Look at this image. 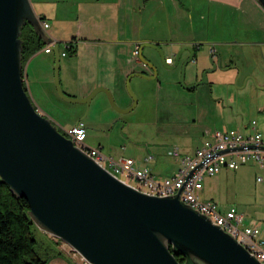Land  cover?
<instances>
[{
  "label": "water",
  "instance_id": "95a60500",
  "mask_svg": "<svg viewBox=\"0 0 264 264\" xmlns=\"http://www.w3.org/2000/svg\"><path fill=\"white\" fill-rule=\"evenodd\" d=\"M259 2L264 7V0ZM41 19L31 0H0V176L16 195L28 199L38 227L60 238L89 264H264L237 237L180 196L195 168L214 155L264 145L244 144L214 152L192 168L174 194L153 193L125 181L76 145L30 96L24 79L21 32L29 23L40 39L51 43ZM144 46L156 48L161 63L174 67L167 63L158 43L146 42L142 49ZM52 48L58 94L71 102L90 105L104 90L114 107L130 111L138 101L132 77L155 78L159 73L158 60L147 58L141 49V60L154 74H130L127 88L133 103L121 108L106 86L87 96L68 94L61 83L59 44ZM209 60L211 67L204 71V79L187 87L208 81L209 71L227 68L220 53L217 58L211 54ZM184 69L185 63L182 80ZM177 254H183L185 261Z\"/></svg>",
  "mask_w": 264,
  "mask_h": 264
},
{
  "label": "crops",
  "instance_id": "0c3cea01",
  "mask_svg": "<svg viewBox=\"0 0 264 264\" xmlns=\"http://www.w3.org/2000/svg\"><path fill=\"white\" fill-rule=\"evenodd\" d=\"M63 1L71 5L70 9L75 11V16L72 14L74 19L71 30L64 28L67 26L63 22L67 16V9L63 10L66 5H62L61 8L59 0H32L37 15L42 18L43 28L52 41L46 42L43 48L26 60L24 79L30 96L44 114L45 110L39 101L58 96L54 80L55 68L54 73H50L51 64L56 61L55 52L53 48L51 51L45 50L48 45L52 47L55 43L59 44L61 53L62 87L79 96H87L95 86L107 87L106 82L112 81L115 84L122 78L127 82L133 72L154 74L153 69L140 58L142 46L146 42L158 43L166 58L170 55L173 57L172 62L167 61L169 65H174L170 69L181 65L183 68L185 63L182 81H186L187 84L197 83L200 78L199 75L195 78L194 73L188 76L190 66L202 73L211 67L210 55L213 54V57L217 58V54L220 53L223 66L227 68L209 71L207 80L209 78L211 84L215 85L217 82L215 78L217 72L225 70L227 83L237 86L241 93L249 88L264 90V7L259 0ZM59 17L60 20H56ZM54 20L59 21L56 27H52ZM44 21H48L49 26H44ZM79 26L85 27L83 32L80 30L77 32ZM70 40L75 51L69 48L63 55L65 42ZM142 52L147 58L157 60L160 58V51L152 46H144ZM70 55L73 57L69 58ZM193 55L195 60L191 59ZM200 56L203 59L198 63ZM35 60H39L43 65L41 72L34 68L32 71L28 70ZM109 71L114 77H109ZM209 73L211 74L208 76ZM93 81L94 86L91 85ZM116 89L119 91V97L124 98L120 85ZM229 120L246 134L255 131L251 125L252 120H244L239 115H232ZM206 137L207 132L204 139ZM99 147L102 148L101 145ZM149 151L155 156L146 162L145 156ZM261 152L264 155V148H261ZM122 156L134 157L133 155L118 157ZM134 158L139 165L147 164L157 181L161 182L165 177L173 175L164 172L170 165L148 146L144 154H138ZM261 166L264 168V164ZM258 176H262L261 180H264V175ZM204 186L203 179V187L199 191L201 197ZM230 208L220 209L226 212ZM243 214L246 217L245 221L249 222L246 224L259 226L264 236V218L250 216L247 218V215ZM59 247L68 254L65 242L59 243Z\"/></svg>",
  "mask_w": 264,
  "mask_h": 264
},
{
  "label": "rangeland",
  "instance_id": "374dc122",
  "mask_svg": "<svg viewBox=\"0 0 264 264\" xmlns=\"http://www.w3.org/2000/svg\"><path fill=\"white\" fill-rule=\"evenodd\" d=\"M59 4L61 8L62 5H66L63 7V10L67 9V16L63 19L67 26L64 28L71 30L74 19L72 14L74 15L75 11L70 9L71 5H67L66 1L59 0ZM56 20H60V17ZM56 20L52 27L58 25L59 21ZM84 28L79 26L77 32L79 33V30L83 32ZM68 57L71 58L73 55ZM51 58L54 61L53 55ZM202 59L200 56L198 63ZM158 63L159 73L156 79L136 76L131 80L138 101L130 111L123 112L114 107L104 90L94 96L90 105L68 101L59 94L54 99L39 103L45 114L51 117L63 131L72 127L85 115L83 120L88 133L86 144L94 147L101 145L106 154L116 157L119 155L137 157L138 154H144L148 146L170 165L169 169L164 171L166 174L177 172L181 166L180 157L195 153L204 141L205 132L237 128V125L229 120L232 115H239L248 121L256 119L258 129L264 132V92H262L264 90L249 88L241 93L237 90V86L227 83L225 70L217 72L215 85L211 84L208 78V81L189 89L186 87V81L183 82L181 78L182 65L170 69L159 59ZM51 66L50 73L53 74L55 63L52 62ZM33 68L41 72L44 67L39 60H35L28 70L32 71ZM61 72L62 70L60 74ZM191 73H194L195 78L199 75V81L204 79V71L201 73L193 66L189 67V77ZM109 77H114L110 71ZM119 81L115 84L112 81L106 82V85L115 98L117 106L127 108L133 103V98L127 88L126 79L122 78ZM94 84L93 81L91 85ZM119 85L125 95L124 98L118 95L119 91L116 87ZM95 88L96 86L92 91ZM65 91L70 95L79 96ZM175 147L179 148V156L170 152ZM258 175H264V168L257 160L248 161L236 169L224 167L213 175H205L202 197L216 200L222 210L235 206L238 211L245 213L247 218L248 216L264 218V180H257ZM121 176L129 183L146 188L135 177L126 174ZM247 222L245 221L244 224ZM35 235L41 242H49L48 236L40 227L35 229ZM66 245L69 257L64 251L62 255L52 257L47 264H72L70 258L77 264H82V259L74 256V250Z\"/></svg>",
  "mask_w": 264,
  "mask_h": 264
},
{
  "label": "built area",
  "instance_id": "2783aa9c",
  "mask_svg": "<svg viewBox=\"0 0 264 264\" xmlns=\"http://www.w3.org/2000/svg\"><path fill=\"white\" fill-rule=\"evenodd\" d=\"M49 24L48 21H44V26L47 27ZM65 46V50L62 52L63 55L67 53V48L71 46V40L66 41ZM51 49L52 47L50 45L45 48L46 51H51ZM166 59L168 62L173 61L172 56ZM251 125L255 128V131L251 134H246L238 128L207 131V137L204 139L201 146L196 149L195 153L180 157L181 166L178 168L177 172L165 177L161 182L154 178L147 164L139 165L134 157L122 156L116 158L106 154L99 146L94 147L86 144L85 139L88 133L84 120H78L72 127L64 130L63 133L70 137L76 145L85 150L95 160L110 169L120 178L124 179L121 175L126 174L135 177L140 183L146 186V188L138 186L141 189L158 194H174L178 192L192 168L214 152L226 147L244 144L264 145V133L257 129V120L253 119ZM170 152L176 156L180 155L178 147L171 149ZM154 156L155 155L149 151L145 156V161H151ZM250 160H257L262 165L264 164V155L261 152V147L230 149L214 155L195 168L185 183L180 196L183 201L205 213L213 222L219 224L226 231L237 237L264 263V236L261 228L256 225L244 224L246 217L243 213L239 212L235 206L223 212L216 200L211 198L204 199L199 193L203 187L205 175H213L224 167L236 169L240 167L241 164ZM262 178V176H258L259 180ZM73 255L80 257L83 261L82 264H89L75 250Z\"/></svg>",
  "mask_w": 264,
  "mask_h": 264
},
{
  "label": "trees",
  "instance_id": "16d2710c",
  "mask_svg": "<svg viewBox=\"0 0 264 264\" xmlns=\"http://www.w3.org/2000/svg\"><path fill=\"white\" fill-rule=\"evenodd\" d=\"M21 37L24 43L25 64L46 42L39 38L29 23L22 28ZM69 48L75 51L73 46ZM36 228L39 227L30 215L28 199L16 195L0 176V264H47L52 257L64 253L58 246L62 242L60 238L45 232L49 242H41L35 235ZM66 255L69 257L67 253ZM177 258L181 262L186 259L183 254H177ZM70 259L72 264H77Z\"/></svg>",
  "mask_w": 264,
  "mask_h": 264
},
{
  "label": "flooded vegetation",
  "instance_id": "af4514ba",
  "mask_svg": "<svg viewBox=\"0 0 264 264\" xmlns=\"http://www.w3.org/2000/svg\"><path fill=\"white\" fill-rule=\"evenodd\" d=\"M153 60H155V59H153Z\"/></svg>",
  "mask_w": 264,
  "mask_h": 264
}]
</instances>
